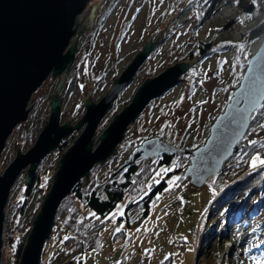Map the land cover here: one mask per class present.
I'll list each match as a JSON object with an SVG mask.
<instances>
[{"label":"rangeland","instance_id":"obj_1","mask_svg":"<svg viewBox=\"0 0 264 264\" xmlns=\"http://www.w3.org/2000/svg\"><path fill=\"white\" fill-rule=\"evenodd\" d=\"M97 1L109 4L110 0ZM112 1L118 3L117 0ZM120 1L103 33H98L93 40L92 51L86 50L81 54L68 78L50 76L34 93L29 106L32 111L29 119L18 125L7 141L0 160V175H4L17 155H26L36 145L50 121L51 103L64 80L58 96L63 109L61 126L69 122L75 127L87 113L85 101L89 95L95 104L105 99L117 78L131 66L147 43L156 44L154 53L148 57L131 85L119 94L113 108L99 124L94 151L101 141L100 136L119 113L129 107L139 88L149 78L153 79L180 63H197L181 76L179 85L151 102L140 118L130 125L118 155L91 170L89 184L92 181L101 184L116 175L142 144L153 138L189 152L205 146L212 135V126L224 114L234 92L243 82L249 62L262 48L264 34L258 36V32L264 27V0ZM96 4V0H91L85 11L87 16L83 15L80 20L87 21L93 16ZM250 7H253L254 13L248 14L245 9ZM105 33L109 36L102 47L99 39H103ZM260 120H264V111ZM84 131L85 128H82L68 135L63 145L38 165L37 184L33 180L27 185L28 168L18 177L6 209L5 249L1 264H20V258L13 252L17 249L19 237L22 241L29 238L27 233L34 227L33 223L54 185L59 161ZM176 156L171 166H160V159L155 157L139 162L142 171L138 190L134 189L112 214L101 220L105 222L100 228L101 246L78 254L73 258V264H135L137 260L140 264H264V189H259L249 198L244 193L236 196L228 201L226 209L230 208L229 211L219 210L211 219L210 213L219 208L215 201L223 186L226 188L227 175L224 173L222 177L209 178L203 188L194 187L191 178L185 174L191 167L192 156ZM257 157L264 160L256 156L252 161ZM259 160L255 167H250L251 170L264 167ZM235 162L232 160L231 165ZM240 170L238 168L233 174H238ZM83 181L86 182L85 179ZM164 181L167 183L166 190L157 195L152 211L144 216L142 199L155 185ZM177 200L182 202V209L177 208ZM133 201L134 207L128 219L126 209ZM18 204L26 206L22 216L14 215ZM242 206H247L246 216L240 215L228 224L229 241L222 242V221L229 219V213H237ZM253 208L257 211H252ZM83 211L87 217L93 214L85 208ZM69 214L66 211L62 213L64 221L69 219ZM19 226L26 228L19 232ZM216 226L220 229L219 233H210L211 239L200 243L203 236ZM9 236L15 239L13 246L8 243ZM58 244L53 240L46 242L41 264L49 261L52 254L57 256L53 264L67 258L66 252H58L65 245ZM75 247L73 244L68 252H73Z\"/></svg>","mask_w":264,"mask_h":264},{"label":"water","instance_id":"obj_2","mask_svg":"<svg viewBox=\"0 0 264 264\" xmlns=\"http://www.w3.org/2000/svg\"><path fill=\"white\" fill-rule=\"evenodd\" d=\"M90 1L0 0V160L15 128L29 119L32 113L29 106L34 93L39 91L50 76L63 75L65 80L68 78L78 47L75 43L71 46V41L76 32L79 37V34L93 28L101 5V2L96 0L93 16L87 21L78 20ZM155 48L156 44L147 43L100 103L95 104L89 95L85 101L87 113L75 127L69 122L61 126L63 109L58 96L65 80L60 85L51 103L50 121L46 123L36 145L26 155H17L4 175H0V264L5 249L4 230L8 200L23 171L28 168L26 180L29 185L37 175L38 165H41L49 154L58 150L68 135L85 128L74 146L69 148L59 161L54 185L35 219L34 228L21 256L20 264H41L43 248L45 249L46 242L52 238V229L56 226L55 220L61 203L71 196L80 181L85 179L89 183L91 170L98 165L103 166L111 157L118 155L119 146L127 139L126 133L130 125L140 118L151 102L179 85L181 76L186 74L191 65L197 63H180L169 67L153 79L149 78L145 85L139 88L129 107L120 112L100 136L101 141L94 151V138L99 124L113 108L112 105L119 94L133 82ZM231 101L224 114L220 115L212 126V135L204 147L189 152L153 138L142 144L132 155V161H140L142 157L153 158V155L160 156L163 153L191 155V167L185 174L191 178V184L198 188H203L209 178L219 175L226 161L236 154L237 146L249 133L252 117L264 104V42L249 62L243 82L234 92ZM129 166V163L122 166L115 176L120 175ZM135 264L140 263L137 260Z\"/></svg>","mask_w":264,"mask_h":264},{"label":"trees","instance_id":"obj_3","mask_svg":"<svg viewBox=\"0 0 264 264\" xmlns=\"http://www.w3.org/2000/svg\"><path fill=\"white\" fill-rule=\"evenodd\" d=\"M249 5L253 6L252 3H250ZM252 8L253 7L246 8L245 10L248 14H251L253 12ZM258 34V36H262L264 34V27L259 30ZM263 109L264 106H262L259 111L254 114V116L252 117V124L249 128V133L246 134L242 143L237 146L235 151L236 154L231 158L230 161H226L225 167L223 168L221 174H219L220 177H222V174L224 173L225 176L227 175V183L226 188L225 186H223L224 188L221 190V193L218 194V198L216 199L215 203L218 204L219 208L217 211L210 213L211 219L217 215L219 210L224 212L225 210L229 211L230 208L226 209L228 201L233 200V198H235L236 196L244 193V195L249 198L250 195L252 196L254 192L258 191L259 189H264V167L258 170L250 169L252 165L251 161L254 157L260 156L264 158V120H260V114L264 111ZM175 156V154L164 155L163 159L161 158L159 160L160 166L164 164L167 166H171L174 162ZM143 159L144 158H142V160ZM132 160L133 158L129 161L130 166L126 168L125 171H122L120 175H112L111 178H108L107 181L101 182V184H97V182L93 183V181L91 182V184H89L88 181H80V184H78L74 188L71 196H69L66 200H64L63 203H61L62 206L59 208V211L57 213L58 216L55 220L56 226L52 229V238L49 239V241L53 240L55 243L58 242V245L62 243L65 245V248L58 249V252H66L67 258H64L63 261L59 262V264H73V258L78 254H83L89 249H97L101 246L100 241L102 242V233H100V228L105 223L102 222L103 219H106L110 214H112L113 210L116 209L118 204L123 202V199L127 195L132 194L134 192V189L138 190L137 185L139 177L141 175L140 171H142L139 166V162L142 160L137 162H134ZM232 160H236V162L235 164L231 165ZM238 168H241V170L239 171L240 174H233L234 171ZM38 179V176L34 177L35 184L38 183ZM231 183L233 184L231 185ZM228 185H230L231 187ZM166 186L167 183L165 181L158 186L155 185L152 188L153 190L142 199L143 203L141 204L144 206L145 210L144 216H148L152 211L151 206L156 201L157 195L163 193V191L166 190ZM67 201L70 202L69 205H67ZM261 205L260 207H262ZM133 207L134 201L128 204V208L126 209L128 219L129 213H131ZM246 207L247 206H242L241 208H239V211H237V213L230 212L229 219L227 218L221 223L222 225L220 228L222 230L218 229V226L213 227L212 230L210 229L206 233V235L203 236L200 243H203V241L208 242L211 239L209 238L210 235H212L214 232L219 233L218 230H220L221 232V238L223 239L222 242L226 241L227 243L230 236V227L228 224H230L234 219L238 218V216L240 217V215L246 216ZM25 208L26 206L18 204L17 208H15L14 210V215L22 216L24 214ZM83 208L87 209L93 214L87 217L86 214L83 213ZM65 211L68 214L69 212L71 214H69L70 216L67 221H64L62 217V213ZM252 211L256 212L257 208H253ZM245 219H247V217H245ZM90 226L91 229H89ZM25 228L26 226H22L20 227V229H18V231L20 232L22 230L23 232V229ZM27 235L29 237L30 233L28 232ZM8 238V243L13 246V241L15 239H13L11 236H9ZM28 239L22 241V237L20 236L16 244L17 249L13 251L16 254V257L20 258V260L23 251L25 250V245ZM73 244L76 246L75 250L73 252H68L69 248L72 247ZM56 258L57 256L52 254L49 261H45L42 264H53V261ZM18 262L20 263V261Z\"/></svg>","mask_w":264,"mask_h":264},{"label":"flooded vegetation","instance_id":"obj_4","mask_svg":"<svg viewBox=\"0 0 264 264\" xmlns=\"http://www.w3.org/2000/svg\"><path fill=\"white\" fill-rule=\"evenodd\" d=\"M117 1H118V3H116V1L110 0L109 1V4H107V2H105V1H103V3H101V5H99V6H101V8L100 7L98 8V12H97L98 15H96V18L94 20V26H93V28H91V29H89L87 31H84L83 33L79 34L80 35L79 37H78L77 32H76V34H75L76 36L73 37V40L71 41V46H74V43H75V45H78V47H76V54H75L76 58L74 59L73 65H74L75 61L76 62L78 61V59L81 57V54L83 52H85L86 50H89L90 51L92 49L93 44H94L93 43V40L95 39L96 36L99 35L98 33H103L105 26H107L109 24L112 15H114V13H115L114 12L115 6H117V4H119L121 2L120 0H117ZM83 15L84 16H87V13L86 14L84 13ZM82 16H80L78 18V20L82 19ZM86 33L89 34V37H86L88 35ZM103 35H104L103 36V39L102 38L99 39V44L102 47L105 46V38L107 40L108 39L107 36H109V35H107V33H105ZM77 37H78V40H77ZM70 70H69V73H70ZM64 142L65 141H63L60 146H62ZM164 155H171V154H165V153H163L160 156L153 155V158L155 157V158H158V159H161V158L163 159V156ZM142 158H144V157H142Z\"/></svg>","mask_w":264,"mask_h":264},{"label":"snow or ice","instance_id":"obj_5","mask_svg":"<svg viewBox=\"0 0 264 264\" xmlns=\"http://www.w3.org/2000/svg\"><path fill=\"white\" fill-rule=\"evenodd\" d=\"M257 160H259V157H257L256 160H253L252 161V165H251L252 167H255L256 166ZM259 162H260V164L264 165V160H259Z\"/></svg>","mask_w":264,"mask_h":264},{"label":"built area","instance_id":"obj_6","mask_svg":"<svg viewBox=\"0 0 264 264\" xmlns=\"http://www.w3.org/2000/svg\"><path fill=\"white\" fill-rule=\"evenodd\" d=\"M176 206H177V208L182 209L183 204H182V202L180 200L179 201L177 200Z\"/></svg>","mask_w":264,"mask_h":264},{"label":"bare ground","instance_id":"obj_7","mask_svg":"<svg viewBox=\"0 0 264 264\" xmlns=\"http://www.w3.org/2000/svg\"><path fill=\"white\" fill-rule=\"evenodd\" d=\"M90 3V2H89ZM87 9V8H86ZM86 9H85V11H86ZM85 11L83 12V14L85 13Z\"/></svg>","mask_w":264,"mask_h":264}]
</instances>
